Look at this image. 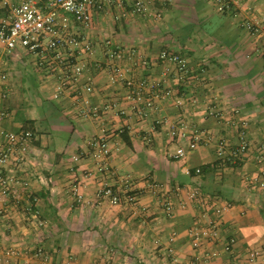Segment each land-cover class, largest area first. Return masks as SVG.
<instances>
[{
    "label": "crops",
    "instance_id": "0c3cea01",
    "mask_svg": "<svg viewBox=\"0 0 264 264\" xmlns=\"http://www.w3.org/2000/svg\"><path fill=\"white\" fill-rule=\"evenodd\" d=\"M18 2L0 0V21ZM222 4L220 12L217 0H156L160 18L118 19L119 11L96 17L87 31L96 45L81 56L87 60L82 83L93 92L82 98L70 91L53 100L54 81L31 59L0 55V76L7 75L6 82L0 78V134L20 132L28 121L35 130L24 163L0 167L1 176L19 182L18 198L0 196L1 261L264 264L261 257L248 259L250 252H264V190L246 185L257 172L256 157L261 150L264 155V0ZM247 23L259 32L249 33ZM101 39L121 58L108 61ZM163 51L181 56L186 70L160 60ZM242 122L248 124L249 150L232 163L237 167H227L217 148L223 142L236 149ZM194 135L200 142L187 150ZM98 138L109 150L104 174L97 171L102 158L89 145ZM182 147L186 154L178 157ZM125 179L136 200L113 206L101 190L121 189ZM153 185L181 191L171 212ZM188 190L200 191L208 207L186 201ZM215 204L229 208L216 214ZM209 221L219 224L217 237L203 238L194 249L191 230L207 228ZM172 233L177 263L165 253ZM230 239L235 242L227 251ZM40 247L48 262L33 255ZM11 250L19 256L8 257ZM212 251L217 257L208 259Z\"/></svg>",
    "mask_w": 264,
    "mask_h": 264
},
{
    "label": "built area",
    "instance_id": "2783aa9c",
    "mask_svg": "<svg viewBox=\"0 0 264 264\" xmlns=\"http://www.w3.org/2000/svg\"><path fill=\"white\" fill-rule=\"evenodd\" d=\"M221 5L219 11L225 9L222 0H217ZM156 0H19L17 4L10 6L9 19L0 21V55L13 56L19 54L31 59L36 69L48 74V77L54 81V91L51 95L53 100H60L66 93L74 91L79 97L93 92L89 84L82 83L84 71L87 67V60L81 58L82 55H90L96 45L87 35V31L92 28L95 18L119 11L118 19L132 18L134 16H149L151 18H160V14L154 10ZM246 30L251 34H257L259 28L253 24H245ZM106 39L98 41V45L105 50L108 61L121 58V53L114 50H106ZM105 45V47H104ZM159 59L171 63L179 71L186 70L184 59L171 51L161 52ZM1 80L6 82L7 75H1ZM156 85L152 86L155 88ZM170 92H163L162 97L169 95ZM2 98H6L2 94ZM82 111L81 115H83ZM5 113L0 112V120ZM238 144L232 152L227 145L220 142L217 148L218 160L224 163L227 159L235 163L239 156L245 155L249 150V141L247 137L248 124L242 122L238 127ZM0 139V167L6 166L10 161L23 164L30 150L33 133L31 131L1 132ZM171 136L182 138L184 133L179 134L176 131L171 132ZM200 138L193 136L189 141L187 150H194ZM95 149V156L99 159L98 173L104 174L108 171L105 158L109 154L107 143L104 138H98L89 143ZM186 149L183 147L177 151L178 157H183ZM257 172L249 176L246 185L253 189L264 190V155L261 150L255 160ZM197 175L201 174V169L195 170ZM19 182L12 176L0 175V196L7 197L13 195L18 198L16 186ZM151 190L159 199L163 209L171 212L176 202L180 198L181 191L168 193L162 190L158 185H153ZM102 196L108 199L113 206L123 203H133L136 200L134 190H131L129 180H122L121 189L113 190V187H105L101 190ZM186 201L196 202L198 205L208 207V201L198 190H188L185 192ZM184 205L182 200L179 202ZM228 205H212L211 209L216 214H222L228 209ZM219 232V224L216 221H209L207 228L199 226L191 230L193 236L192 247L201 248L203 238L215 239ZM176 233H172L167 239L165 253L168 257L174 256L173 243ZM235 242L230 239L227 247ZM156 244L158 242L156 241ZM263 251V250H262ZM27 252V251H26ZM19 252L11 250L6 253L8 257H17ZM33 255L40 258L43 262H48L50 255L44 248H35ZM208 259L216 258L217 252H207ZM261 257L264 260V252L253 251L248 253L249 262ZM177 263V260L173 258ZM0 264H6L1 261ZM17 264H28L27 262Z\"/></svg>",
    "mask_w": 264,
    "mask_h": 264
},
{
    "label": "trees",
    "instance_id": "16d2710c",
    "mask_svg": "<svg viewBox=\"0 0 264 264\" xmlns=\"http://www.w3.org/2000/svg\"><path fill=\"white\" fill-rule=\"evenodd\" d=\"M21 130L22 131H31L33 133L32 139L34 140L35 130H34V127H33V122H29V121L25 122ZM33 140H32V142H33ZM32 142H31V144H32ZM224 163H225V166H227V167H232V168L237 167L236 164H232L230 161L229 162L225 161ZM209 168L210 167H208V166L202 167L201 168V173L206 172Z\"/></svg>",
    "mask_w": 264,
    "mask_h": 264
}]
</instances>
